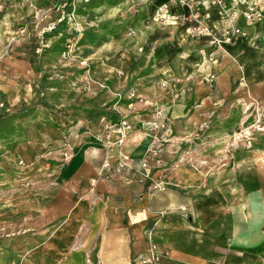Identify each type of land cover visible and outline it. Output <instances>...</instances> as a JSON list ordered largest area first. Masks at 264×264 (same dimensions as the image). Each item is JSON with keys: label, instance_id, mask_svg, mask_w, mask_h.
<instances>
[{"label": "rangeland", "instance_id": "1", "mask_svg": "<svg viewBox=\"0 0 264 264\" xmlns=\"http://www.w3.org/2000/svg\"><path fill=\"white\" fill-rule=\"evenodd\" d=\"M165 1L0 0V264H25L27 220L20 207L22 198L35 194L38 163L66 159L81 133L107 137L122 119L129 127V119L151 104L152 93L153 102L162 104V83L170 84L169 91L188 93L201 77L200 63L211 69L204 76L217 95L215 119L225 122L238 114L214 146L200 152L215 160L199 168L221 175L219 190L233 194L221 197L228 201L220 218L223 235L207 241L236 254L219 264H264V49H245L244 58L231 62L227 49H213L202 59L210 40L196 43L204 38L190 36L188 23L154 19V9ZM254 25L264 30V22ZM260 37L259 31L250 44L260 47ZM169 58L172 73L164 74L161 64ZM227 66L233 92L242 89L240 83H253L256 101L238 108L223 102L215 83ZM159 108L168 122L163 114L170 108ZM53 132L60 140L51 138ZM159 157L165 160V146ZM146 183L151 188L150 182L141 184ZM152 242L163 259L165 253ZM206 243L200 246L205 256L215 258Z\"/></svg>", "mask_w": 264, "mask_h": 264}, {"label": "crops", "instance_id": "2", "mask_svg": "<svg viewBox=\"0 0 264 264\" xmlns=\"http://www.w3.org/2000/svg\"><path fill=\"white\" fill-rule=\"evenodd\" d=\"M211 16L210 24L218 26L214 11ZM238 24L250 35L223 46L229 51V62L239 56L244 58L245 49H264V30L260 25H246L242 20ZM259 31L261 37L257 44L259 42L260 47L249 41ZM196 43L206 44L207 41ZM213 49L219 50L215 46H204L202 59L207 50ZM171 63L169 58L161 64L164 74L172 73ZM198 67L201 77L192 81L190 87L193 88L188 89V93L169 91L170 84L165 82L158 92L160 106L153 102V93L148 97L153 103L141 107L137 116L129 119L127 137L120 147L125 155L140 160L151 156L153 148L162 150L165 146L163 166L154 169V175L165 182L163 191L157 195H151L148 183L141 184L131 176L114 171L101 175L106 153L103 133L98 135L100 138L88 132L81 133L66 159L38 163V173L32 179L36 183L31 189L35 194L22 198L20 207L25 210L27 220L25 264H139L150 240L165 253L161 264H219L220 258L231 260L232 255H236L228 253L227 246L212 247L207 241L223 235L225 222L220 218L222 205L224 203L226 209L228 201L221 197L233 194L231 189L219 190L221 175L199 168L215 160L203 157L200 152L214 146L217 136L227 131L226 126L234 117L225 122L221 117L215 119L219 110L215 103L217 95L211 81L204 76L211 69L202 63ZM228 67L222 72L225 75L219 74L220 81L215 83L223 102L233 103L231 106L238 108L243 102L247 105L256 101L251 94L253 83H249L250 87L240 83L242 89L233 92L232 81L225 78L232 69L227 70ZM180 81L183 84L184 80ZM163 85L168 87L164 89ZM233 94L235 102H230ZM159 107L163 111L166 107L170 110L168 115L167 111L163 114L168 122L160 119L167 129L158 135L148 124L157 119ZM48 134L60 140L55 132ZM119 137L117 130L109 135L111 141ZM201 233L203 238L199 240ZM205 243L211 246L215 258L205 256L201 249ZM220 249L225 250L224 254H220Z\"/></svg>", "mask_w": 264, "mask_h": 264}, {"label": "built area", "instance_id": "3", "mask_svg": "<svg viewBox=\"0 0 264 264\" xmlns=\"http://www.w3.org/2000/svg\"><path fill=\"white\" fill-rule=\"evenodd\" d=\"M264 0H167L154 9V19L170 18L189 24L190 36L209 39L208 44L218 49L230 45L240 38H246L247 32L238 24L242 20L246 25L264 22V12L261 9ZM218 17L219 25L210 24L211 12ZM157 119L149 123L150 129L157 134L167 129L165 123L160 122L162 113H157ZM121 127L117 130L120 137L111 141L109 136L105 142V157L101 166L103 174L114 171L137 179L140 183L150 182L151 195L163 190L165 182L154 176L153 164L160 167L163 161L158 157L161 148H153L151 156L134 160L121 152L120 147L127 137L128 122L120 121ZM184 210V209H183ZM163 253L150 240L146 255L139 264H160Z\"/></svg>", "mask_w": 264, "mask_h": 264}]
</instances>
